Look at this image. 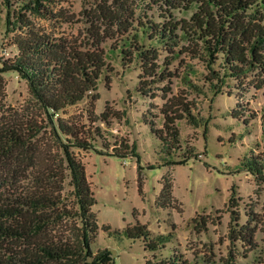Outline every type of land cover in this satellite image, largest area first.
<instances>
[{
	"label": "rangeland",
	"instance_id": "rangeland-1",
	"mask_svg": "<svg viewBox=\"0 0 264 264\" xmlns=\"http://www.w3.org/2000/svg\"><path fill=\"white\" fill-rule=\"evenodd\" d=\"M21 1L11 0L7 7L0 0V61L17 54L16 42L50 37L72 52L104 51L111 75L106 82L99 83L98 97L66 107L55 114L51 123L38 107L26 79L14 71L3 72L0 120H36L43 128L37 143L45 144L43 147L54 146L50 130L58 119L74 124L82 132L87 127H97L101 137L94 144L103 152L110 151L114 144L118 146L121 139L136 144L138 157L74 148L84 163L96 200L92 209L98 229L92 249H109L113 262L108 264H145L152 252L145 249L144 239H131L124 232L128 225L140 222L151 236L174 230L175 234L160 251L164 256L175 249L192 264H264V181H255L250 173L235 170L241 156L260 136L264 94L257 85L264 77L252 72L232 79L215 95L211 81L206 79L210 75L208 66L202 56L191 53L201 49L200 42L187 36L172 45L178 53L175 58L162 45H158L157 55L150 62L133 61L125 67L117 61L119 57L114 58L113 52L117 50L111 47L125 44V37L138 30L139 22L170 20L181 27L190 24L194 8L170 9L164 0H43L39 12L21 7ZM7 11L11 13V22L20 13L23 23H10L7 28ZM143 63L145 73L139 77ZM139 78L146 82L148 96L138 93ZM164 96L191 107L201 120L197 126L186 118L177 120L183 150L193 146L198 154L184 164L164 163L170 155L161 150L160 140L148 124L152 121L155 126H162L159 111L165 103ZM234 109L238 111L237 120L231 114ZM104 111L109 123L98 117ZM251 111L257 116L248 124L252 133L239 137L244 129L239 120ZM100 142L108 148L104 150ZM164 176L171 179L173 200L161 206L156 198ZM232 185L236 193L229 203ZM64 203L60 205L71 206L69 198ZM60 205L58 208L62 209ZM54 220L36 240H67L75 244L79 237L77 221L67 215ZM31 245L25 240L13 243L18 252L30 251ZM43 264L83 263L66 255Z\"/></svg>",
	"mask_w": 264,
	"mask_h": 264
},
{
	"label": "trees",
	"instance_id": "trees-1",
	"mask_svg": "<svg viewBox=\"0 0 264 264\" xmlns=\"http://www.w3.org/2000/svg\"><path fill=\"white\" fill-rule=\"evenodd\" d=\"M4 1L7 7L11 5V0ZM41 1L43 0H22L20 5L40 12L43 7ZM164 2L170 9L194 8L190 15V24L178 27V24H172L170 20L163 23L152 20H144V23L138 21V30L125 37V44L117 48L111 47L117 50L116 53L113 52V56L115 59L119 57L118 62L125 67H129L133 61L150 62L157 55L158 45H162L165 51L175 58L178 53L173 50L172 45L187 36L200 42L201 49L191 53L196 54V57L202 56L200 58L208 66L210 75L206 79L211 81V89L215 95L221 93L222 88L232 79H239L252 72L264 77V0ZM10 15L7 11V28L10 23L12 26L23 23L20 13L13 17L12 22ZM16 44L17 54L0 61V74L14 71L26 79L38 107L51 123L55 114L66 107L89 97L91 100L98 97L99 83L106 82L111 75L106 63V54L102 50L100 53L72 52L50 37L23 40ZM130 56L133 57L132 60ZM141 67L139 77L145 73L144 63ZM257 87L262 89L264 94L263 78ZM138 93L144 96L149 93L146 82L140 78ZM164 99L165 103L159 111L163 117L162 126L157 127L152 121L148 124L160 140L161 150L170 155L169 160L164 163L184 164L198 154L193 146L183 150L177 120L186 118L195 126L200 125L201 120L192 113L191 107L179 104L167 96H164ZM237 112L235 109L231 111L236 120ZM143 116L145 121V113ZM98 117L101 121L109 123L105 111ZM256 117V113L251 111L249 116L239 120V125L246 131L240 132L239 137L243 138L252 133L248 124ZM259 125V139H255L254 145L241 156L235 170L250 173L255 181H264V109L260 114ZM203 127L205 132V123ZM42 131L43 128L36 120H0V264H43L65 258L66 255L83 264L112 263L113 257L109 249L94 251L91 247L98 229L97 216L92 209L96 200L84 163L74 148L94 149L100 154L120 157H138L135 142L129 143L128 140L121 139L118 146L114 144L110 151L105 150L109 145L100 142L99 146L106 151L103 152L94 144L97 137H101L97 127H87L82 132L74 124L58 119L50 130L55 147H43L45 144L37 143L42 137ZM138 182L141 192L140 175ZM235 193V185H232L229 203L234 200ZM67 197L71 204L68 208L66 205H60L65 204ZM172 200V182L168 176H164L156 203L166 206ZM59 205L62 209L58 208ZM63 215L74 218L78 223L79 237L75 244H70L67 240H36L51 221L60 219ZM124 232L131 239H144L145 249L152 252L145 264H192L179 250L173 249L167 256L160 252L175 234L174 230L167 234L151 236L146 225L136 222L128 225ZM17 240L32 244V249L16 251L13 243Z\"/></svg>",
	"mask_w": 264,
	"mask_h": 264
}]
</instances>
